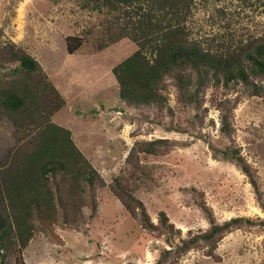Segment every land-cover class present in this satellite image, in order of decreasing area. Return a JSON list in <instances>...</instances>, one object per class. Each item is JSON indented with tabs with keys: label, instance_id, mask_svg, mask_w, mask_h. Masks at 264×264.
<instances>
[{
	"label": "rangeland",
	"instance_id": "374dc122",
	"mask_svg": "<svg viewBox=\"0 0 264 264\" xmlns=\"http://www.w3.org/2000/svg\"><path fill=\"white\" fill-rule=\"evenodd\" d=\"M94 0H0L2 40L33 54L66 98L53 120L72 130L79 147L104 178L96 188V212L83 206L78 224L62 220L37 227L23 249L26 264H154L163 248L181 237L203 232L210 219L234 216L264 219V74L254 76L260 92L242 83L225 85L210 77L199 104L183 101L168 79L167 106H128L119 95L113 67L138 48L125 36L103 48L110 29L128 19L136 4L93 6ZM182 21L190 39L204 47L245 45L264 38V0H192ZM82 39L75 51L67 37ZM2 73H0L1 76ZM233 103L228 136L221 130L222 106ZM223 103V105H222ZM225 107V106H224ZM16 124L0 110V162L7 164L18 146ZM165 138L169 147L137 150V141ZM212 145L234 146L252 167L262 199L236 162L214 155ZM120 177L142 199L155 223L164 210L180 235L170 242L162 230H149L128 211L111 188ZM10 251L5 264H17ZM21 264V263H18ZM164 264H264V224L241 225L222 235L214 255L206 243L172 255Z\"/></svg>",
	"mask_w": 264,
	"mask_h": 264
},
{
	"label": "trees",
	"instance_id": "16d2710c",
	"mask_svg": "<svg viewBox=\"0 0 264 264\" xmlns=\"http://www.w3.org/2000/svg\"><path fill=\"white\" fill-rule=\"evenodd\" d=\"M93 6L125 10L128 19L110 29L103 48L128 36L138 48L113 67L119 82V95L128 106L164 108L167 98L164 89L168 79L177 85L183 101L199 104L200 93L210 77L225 85L242 83L245 88L260 92L263 87L254 76L264 74V38L245 45L207 48L190 39L182 25L188 17L192 0H94ZM68 49L75 52L82 44L76 35L67 37ZM0 110L7 112L17 128L18 146L12 151L9 163L0 162V264L7 262L15 250L16 262L26 264L23 249L37 227L43 228L63 221L78 224L83 206L92 205L98 185L104 178L86 153L77 145L72 130L53 120V115L66 104V98L50 79L39 60L24 46L12 40H2L0 30ZM223 105V103H222ZM230 99L222 106L221 130L228 136L233 131ZM170 140L157 138L137 141L130 155L137 150L154 153L169 147ZM215 156L236 162L249 176L260 200L255 173L234 146L212 145ZM126 209L152 231L162 230L173 242L181 230L176 228L166 211H160L155 223L146 204L129 191L120 177L111 183ZM210 219L203 232L181 237L177 245L163 248L154 264H164L172 252H184L206 243L207 253L214 255L218 241L225 233L241 225L264 224V219L234 216L219 222L212 210L200 202ZM61 221V222H62Z\"/></svg>",
	"mask_w": 264,
	"mask_h": 264
}]
</instances>
